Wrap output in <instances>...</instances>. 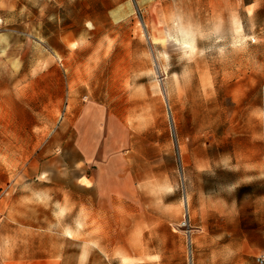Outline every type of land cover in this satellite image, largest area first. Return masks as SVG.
<instances>
[{
	"label": "rangeland",
	"instance_id": "1",
	"mask_svg": "<svg viewBox=\"0 0 264 264\" xmlns=\"http://www.w3.org/2000/svg\"><path fill=\"white\" fill-rule=\"evenodd\" d=\"M91 104L131 132L134 188L105 134L76 151ZM0 197V235L62 264H255L264 0H0Z\"/></svg>",
	"mask_w": 264,
	"mask_h": 264
},
{
	"label": "crops",
	"instance_id": "2",
	"mask_svg": "<svg viewBox=\"0 0 264 264\" xmlns=\"http://www.w3.org/2000/svg\"><path fill=\"white\" fill-rule=\"evenodd\" d=\"M91 105V107L88 106L85 109L77 123V134L74 140L76 151L81 154L85 163L90 164L92 158L97 155V151L99 150V136L105 134V138H103L102 144H100L101 150L105 151L104 155L108 156V152L110 151H119L116 156L118 160H115L119 163L117 164L120 165L119 167H114L115 162L110 158H107L105 163L103 162L111 171L110 177H107V181L112 182L109 188L118 190L134 188L132 184L134 177L132 176L131 161L127 157V152L129 149H132L134 143L128 136L131 132L125 127H121L124 124L122 125L119 116L109 107L104 104L102 106L98 104ZM118 123L120 126L116 128ZM119 132L124 134L123 139L112 140L111 136ZM121 150H126L125 154L121 153ZM88 178L85 177L86 180ZM103 178V172L100 170L93 184L81 183L79 182L81 177H79L75 185L77 186L78 183L87 189L94 186L96 189L106 188L103 184ZM126 182H128V185H126ZM4 214L5 208H3L2 197H0V222ZM45 252V241L40 239L37 241V244H34L33 240H20L18 237L10 235L7 230L4 235H0V264H62L57 257L46 256Z\"/></svg>",
	"mask_w": 264,
	"mask_h": 264
},
{
	"label": "built area",
	"instance_id": "3",
	"mask_svg": "<svg viewBox=\"0 0 264 264\" xmlns=\"http://www.w3.org/2000/svg\"><path fill=\"white\" fill-rule=\"evenodd\" d=\"M255 264H264V249L255 255Z\"/></svg>",
	"mask_w": 264,
	"mask_h": 264
}]
</instances>
